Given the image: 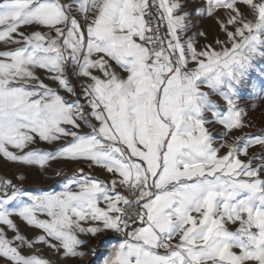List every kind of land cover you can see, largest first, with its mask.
I'll return each instance as SVG.
<instances>
[{
	"label": "snow or ice",
	"instance_id": "snow-or-ice-1",
	"mask_svg": "<svg viewBox=\"0 0 264 264\" xmlns=\"http://www.w3.org/2000/svg\"><path fill=\"white\" fill-rule=\"evenodd\" d=\"M258 60L264 0H2L0 155L77 168L38 194L0 177V264H91L104 233L102 264H264Z\"/></svg>",
	"mask_w": 264,
	"mask_h": 264
},
{
	"label": "crops",
	"instance_id": "crops-1",
	"mask_svg": "<svg viewBox=\"0 0 264 264\" xmlns=\"http://www.w3.org/2000/svg\"><path fill=\"white\" fill-rule=\"evenodd\" d=\"M0 2H2V0H0ZM213 98L218 99L215 96ZM238 103L240 107L245 108L248 112V105L243 102L241 92L239 93ZM248 117L253 126L246 129V131L259 132L263 125L252 120L249 114ZM38 146L49 150L53 147L44 143H40ZM33 147H36V145ZM76 168L77 165L75 163H64L60 161H50L44 168L38 166H22L16 162L7 161L0 155V177L13 179L15 183L21 185L24 189L37 194L45 188H48L49 191H60L62 188L63 176H57L56 171H61L63 175H70ZM91 173L94 176H99L102 179L104 178V174L99 169H92ZM21 175L24 176L23 181L18 179ZM229 227L234 228L235 226L229 225ZM116 242H118V240ZM104 256L99 261V264H102Z\"/></svg>",
	"mask_w": 264,
	"mask_h": 264
},
{
	"label": "rangeland",
	"instance_id": "rangeland-1",
	"mask_svg": "<svg viewBox=\"0 0 264 264\" xmlns=\"http://www.w3.org/2000/svg\"><path fill=\"white\" fill-rule=\"evenodd\" d=\"M196 2H199V0H196ZM197 27H199L202 31L208 32L210 41L216 33L215 23L207 18L198 21ZM221 38L223 37L221 36ZM196 42L198 45L204 43L202 39H196ZM251 79L256 83L258 91L261 82H264V60H258L256 62L254 71H252L251 73ZM240 92L243 102L248 105V114L250 115V118H252V120L257 123L262 124L264 127V96L256 95L253 89L251 88H242ZM42 191L49 190L48 188H45L42 189L40 192ZM16 222L20 227L22 233L27 234L28 236L33 235V229L31 227L26 226V224L20 221L19 219H16ZM7 234L9 237L12 236V232L10 230ZM116 236L117 234L115 233H104L101 237L102 242H100L99 240H92L90 242L95 246V254L93 255L90 253L87 257L91 264H99V261L106 254L107 250L110 248V245L117 241ZM39 254L43 255L45 258L50 257V253L48 252L46 247H42ZM50 258L53 261H55L56 259L55 256H51ZM67 264H79V262L68 261Z\"/></svg>",
	"mask_w": 264,
	"mask_h": 264
}]
</instances>
